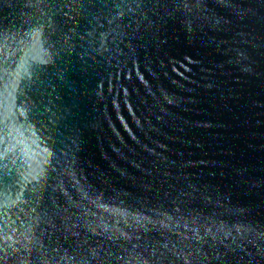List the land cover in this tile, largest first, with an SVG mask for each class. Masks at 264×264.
Listing matches in <instances>:
<instances>
[{"label": "water", "instance_id": "1", "mask_svg": "<svg viewBox=\"0 0 264 264\" xmlns=\"http://www.w3.org/2000/svg\"><path fill=\"white\" fill-rule=\"evenodd\" d=\"M0 264H264V0H0Z\"/></svg>", "mask_w": 264, "mask_h": 264}]
</instances>
